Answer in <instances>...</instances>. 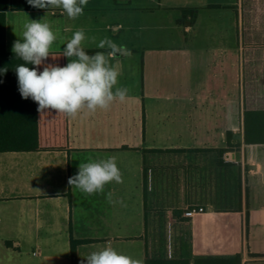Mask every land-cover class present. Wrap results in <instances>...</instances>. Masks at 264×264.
Returning a JSON list of instances; mask_svg holds the SVG:
<instances>
[{
  "label": "crops",
  "instance_id": "1",
  "mask_svg": "<svg viewBox=\"0 0 264 264\" xmlns=\"http://www.w3.org/2000/svg\"><path fill=\"white\" fill-rule=\"evenodd\" d=\"M191 9L196 16L185 12ZM203 13L222 29L239 27L242 49V0H89L77 19L9 0L10 51L26 22L43 19L57 37L50 51H63L82 29L89 54L107 53L97 45L109 38L132 55L110 58L118 86L129 90L127 101L69 119L68 150L0 152V207L13 204L17 226L12 235L0 231V264H72V237L90 240L79 244L78 264L109 244L137 264L146 253L241 254L243 264H264V144H245L243 55L238 102L229 100L235 79L223 38L210 40L203 70L166 69V61L192 60L186 50L167 47V26L190 34ZM167 92L177 100L166 101ZM231 144L239 147L222 151ZM107 157L116 158L122 183L93 195L68 184L81 162ZM193 207L205 211L186 216ZM25 243L34 246L36 261L24 256Z\"/></svg>",
  "mask_w": 264,
  "mask_h": 264
},
{
  "label": "clouds",
  "instance_id": "2",
  "mask_svg": "<svg viewBox=\"0 0 264 264\" xmlns=\"http://www.w3.org/2000/svg\"><path fill=\"white\" fill-rule=\"evenodd\" d=\"M27 2L39 9H61L62 14H66L68 18L77 19L83 15L89 0H27ZM56 39L49 23L43 19H30L23 25L22 37L17 39L12 47L15 56L22 61L14 68L18 90L23 99L31 98L37 103L40 115L47 111H55L69 119H76L82 114L90 116L98 110L107 111L117 101L120 103L127 101L129 90L118 86L120 72L118 65L112 64L110 58L131 57V50L109 38H104L97 47L102 49L106 47L109 51L89 54L82 46L86 35L81 29L73 33L63 49V57L68 58L66 65L45 64ZM6 72V67L0 69V73ZM111 182H123L115 157L81 162L77 174L68 180L71 187L87 195L104 194L105 186ZM111 196L109 192L106 197L109 203L112 202ZM85 261L86 264H137L135 259L110 244L90 252L81 260V264H85Z\"/></svg>",
  "mask_w": 264,
  "mask_h": 264
},
{
  "label": "trees",
  "instance_id": "3",
  "mask_svg": "<svg viewBox=\"0 0 264 264\" xmlns=\"http://www.w3.org/2000/svg\"><path fill=\"white\" fill-rule=\"evenodd\" d=\"M9 0H0V152L68 150L69 118L55 111L40 115L31 98L23 99L14 68L22 63L7 49L6 11ZM189 10H185L187 12ZM192 12L194 10H191ZM195 12V11H194ZM242 55L245 144H264V0H242ZM45 64H67L63 51H50ZM29 67H35L29 65ZM43 70V65L40 66ZM235 146L223 149L233 150ZM89 239L71 238V261L78 264V246ZM144 264H243L241 254L229 257L156 256L146 253Z\"/></svg>",
  "mask_w": 264,
  "mask_h": 264
},
{
  "label": "rangeland",
  "instance_id": "4",
  "mask_svg": "<svg viewBox=\"0 0 264 264\" xmlns=\"http://www.w3.org/2000/svg\"><path fill=\"white\" fill-rule=\"evenodd\" d=\"M221 23L218 21L211 20L208 16V13H203L202 19L199 22L197 28L190 34H185L183 29H172L167 26L165 30L167 47L173 48L174 46H178L180 50H186L188 54L191 53V57L188 58V61L181 59L180 61H166V69L167 72L172 67H176L182 70H203L204 69V60L206 58V47L209 45V42H215L217 40H222V38L226 41L225 45L228 43V49L225 52H229L231 55V60L228 62L229 69L233 72L232 77L235 79L233 86L230 88L231 93L229 95V100H233L238 102L240 99L239 87L237 83L240 80L241 76V65H242V49H241V39H240V29L236 27L235 29H222ZM229 34V35H228ZM173 41H170V40ZM177 40V41H176ZM172 42H175L172 43ZM178 42V43H177ZM172 43V44H170ZM192 45V46H191ZM179 53H182L179 51ZM173 54L172 51L167 49L166 55L167 58ZM180 55V54H178ZM183 58V57H182ZM234 75V76H233ZM168 78V76H167ZM165 96L166 101H175L177 100L178 94H174L172 92H167ZM228 98V97H227ZM224 96V99H227ZM180 99V98H179ZM212 99H218L217 96H214ZM185 100V99H181ZM0 214L3 215V222L0 224V231L8 232L12 235L15 232L17 226H15L14 222V207L13 204H5L0 207ZM21 229H24L21 227ZM26 253L24 256L31 261H36L38 257L32 254V249L34 246L31 243H25ZM249 264H257V263H249Z\"/></svg>",
  "mask_w": 264,
  "mask_h": 264
},
{
  "label": "built area",
  "instance_id": "5",
  "mask_svg": "<svg viewBox=\"0 0 264 264\" xmlns=\"http://www.w3.org/2000/svg\"><path fill=\"white\" fill-rule=\"evenodd\" d=\"M203 211H205V209L203 207H198V208L197 207H193V208L187 209L186 212H185V215L192 217V216L196 215L197 213L203 212Z\"/></svg>",
  "mask_w": 264,
  "mask_h": 264
},
{
  "label": "water",
  "instance_id": "6",
  "mask_svg": "<svg viewBox=\"0 0 264 264\" xmlns=\"http://www.w3.org/2000/svg\"><path fill=\"white\" fill-rule=\"evenodd\" d=\"M240 137H242V135H240ZM233 157L237 160H240L241 159V152L240 151H235L233 153Z\"/></svg>",
  "mask_w": 264,
  "mask_h": 264
},
{
  "label": "flooded vegetation",
  "instance_id": "7",
  "mask_svg": "<svg viewBox=\"0 0 264 264\" xmlns=\"http://www.w3.org/2000/svg\"><path fill=\"white\" fill-rule=\"evenodd\" d=\"M191 10H194L195 12L197 11L196 9H191ZM191 10H189V11H191ZM193 11V12H194ZM192 12V11H191ZM195 12L193 13V16H196V14H195ZM187 17V16H186ZM186 23H189L188 21H186ZM185 34H189V33H186V32H184Z\"/></svg>",
  "mask_w": 264,
  "mask_h": 264
}]
</instances>
